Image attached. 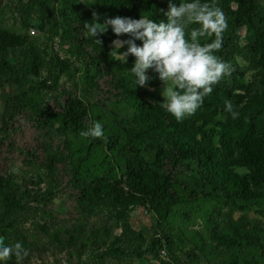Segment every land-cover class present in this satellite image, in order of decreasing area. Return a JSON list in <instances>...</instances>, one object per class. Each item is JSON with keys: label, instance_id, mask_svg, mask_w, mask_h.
<instances>
[{"label": "rangeland", "instance_id": "obj_1", "mask_svg": "<svg viewBox=\"0 0 264 264\" xmlns=\"http://www.w3.org/2000/svg\"><path fill=\"white\" fill-rule=\"evenodd\" d=\"M203 2L221 7L227 17L216 55L232 71L182 122L201 126L217 144L227 115L215 90L240 96L243 117L264 120V0H254L256 16L241 25L232 23L230 0ZM168 4L153 0L151 11L137 19L164 20ZM115 5L116 0H0V236L6 244L23 243L28 256L22 264H230L233 257L235 264H264V199L188 200L189 187L197 185L193 163L174 172L180 202L163 225L149 201L132 199L127 168L161 170L149 160L143 138L137 140L139 152L129 149L136 112L116 90L133 91L153 105L162 102L164 85L135 88L131 73L114 65L134 64L132 55L125 62L112 51V41L127 34L117 37L109 28L97 37L101 44L85 37L83 25L92 13L103 23L119 15ZM69 106L86 113L77 126L52 115ZM97 120L106 139L81 138ZM90 189L97 195L87 199ZM258 192L264 194V186ZM161 232L169 242L153 246ZM216 236L233 243H219ZM7 264H17L16 258Z\"/></svg>", "mask_w": 264, "mask_h": 264}, {"label": "trees", "instance_id": "obj_2", "mask_svg": "<svg viewBox=\"0 0 264 264\" xmlns=\"http://www.w3.org/2000/svg\"><path fill=\"white\" fill-rule=\"evenodd\" d=\"M153 0H116L115 8L121 16L137 19L141 13L151 11ZM235 6L231 11L232 23L241 25L244 21L251 22L257 14L254 0H230ZM139 44V43H138ZM134 63L135 57L131 56ZM91 63V62H89ZM119 68H126L130 72L133 64L114 62ZM153 78L151 85H157L161 80L158 74L149 70ZM44 86V85H43ZM46 87V86H45ZM117 97L128 102L135 110V135L132 137L133 146L129 149L139 152L138 137L144 139L145 149L148 150L149 160L161 172L142 168L141 165H131L126 170L129 179L128 186L134 192L132 199L138 202L149 201L156 216V222L163 225L170 214L172 206L180 202V198L173 190L174 172L179 165L186 162L196 166L197 185L189 187L188 200L214 199L219 196L233 203H246L258 197L264 199V194L258 190L264 186V120L254 122L243 117L238 109V95L224 91L222 96L215 90L214 99L222 104L230 100L234 110L238 113L233 118L225 110L227 119L221 124L217 144L201 126L177 122L168 114L160 102L150 104L138 98L133 91L116 90ZM54 117L65 123L77 126L86 116L84 110L76 111L72 106L62 112H54ZM199 135V138H196ZM243 171V174L238 172ZM97 195L95 189H90L84 197L92 199ZM130 203H133V200ZM164 240L169 242L168 235L161 232L153 246H159ZM216 241L222 244H232V240L216 236ZM255 247L260 246L254 242ZM236 259L231 258L230 264Z\"/></svg>", "mask_w": 264, "mask_h": 264}, {"label": "clouds", "instance_id": "obj_3", "mask_svg": "<svg viewBox=\"0 0 264 264\" xmlns=\"http://www.w3.org/2000/svg\"><path fill=\"white\" fill-rule=\"evenodd\" d=\"M164 16L166 19L155 22L151 16L135 19L117 15L104 17L101 23L102 16L93 12L91 22L83 25L84 35L101 44L97 37L109 28L117 37L127 34L128 39L112 41V51L120 52L125 62L129 55L135 57L130 68L135 88L153 78L149 70L158 74L164 85L160 107L182 122L201 108L214 86L232 71L231 65L216 55L228 27L227 17L221 7L203 0H169ZM224 110L233 118L238 116L230 100L225 101ZM80 137L106 139L103 123L94 121ZM13 256L22 264L28 250L22 242L6 244L0 236V264H7Z\"/></svg>", "mask_w": 264, "mask_h": 264}]
</instances>
